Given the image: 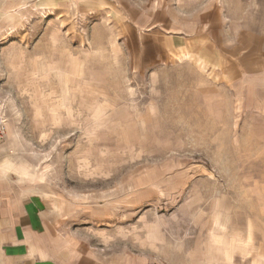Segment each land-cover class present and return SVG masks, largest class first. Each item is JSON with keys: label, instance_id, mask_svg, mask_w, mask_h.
<instances>
[{"label": "rangeland", "instance_id": "1", "mask_svg": "<svg viewBox=\"0 0 264 264\" xmlns=\"http://www.w3.org/2000/svg\"><path fill=\"white\" fill-rule=\"evenodd\" d=\"M0 101L84 264H264V0H0Z\"/></svg>", "mask_w": 264, "mask_h": 264}, {"label": "crops", "instance_id": "2", "mask_svg": "<svg viewBox=\"0 0 264 264\" xmlns=\"http://www.w3.org/2000/svg\"><path fill=\"white\" fill-rule=\"evenodd\" d=\"M67 216L41 194L0 191V264H84L63 235Z\"/></svg>", "mask_w": 264, "mask_h": 264}, {"label": "built area", "instance_id": "3", "mask_svg": "<svg viewBox=\"0 0 264 264\" xmlns=\"http://www.w3.org/2000/svg\"><path fill=\"white\" fill-rule=\"evenodd\" d=\"M7 112L3 105V103L0 101V144L4 140L5 131H6V125H7Z\"/></svg>", "mask_w": 264, "mask_h": 264}, {"label": "bare ground", "instance_id": "4", "mask_svg": "<svg viewBox=\"0 0 264 264\" xmlns=\"http://www.w3.org/2000/svg\"><path fill=\"white\" fill-rule=\"evenodd\" d=\"M12 165L9 162H4L2 168L5 169V170L11 169Z\"/></svg>", "mask_w": 264, "mask_h": 264}]
</instances>
